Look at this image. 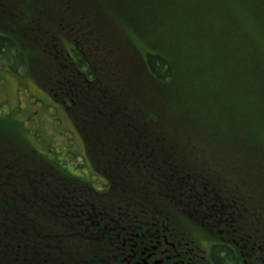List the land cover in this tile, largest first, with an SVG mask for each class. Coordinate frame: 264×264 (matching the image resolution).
Returning a JSON list of instances; mask_svg holds the SVG:
<instances>
[{"label": "trees", "instance_id": "16d2710c", "mask_svg": "<svg viewBox=\"0 0 264 264\" xmlns=\"http://www.w3.org/2000/svg\"><path fill=\"white\" fill-rule=\"evenodd\" d=\"M0 60L70 103L110 194L0 116V264L110 255L127 210L187 231L214 192L264 216V0H0Z\"/></svg>", "mask_w": 264, "mask_h": 264}, {"label": "flooded vegetation", "instance_id": "af4514ba", "mask_svg": "<svg viewBox=\"0 0 264 264\" xmlns=\"http://www.w3.org/2000/svg\"><path fill=\"white\" fill-rule=\"evenodd\" d=\"M64 104V103H63ZM108 180L100 190L109 197ZM220 189L215 184L212 191ZM223 190V189H222ZM209 218L190 215L186 231L175 218H163L156 209L133 213L125 211L122 223L106 230L111 236L101 241L110 247L104 257H50L47 264H264V216L261 218L252 198L236 202L231 193H209ZM147 204L152 205L151 202ZM114 212V211H113ZM112 222L116 216L112 215ZM105 230V231H106ZM105 233V232H104ZM83 242H18L16 245L72 246ZM107 253V251H104Z\"/></svg>", "mask_w": 264, "mask_h": 264}, {"label": "rangeland", "instance_id": "374dc122", "mask_svg": "<svg viewBox=\"0 0 264 264\" xmlns=\"http://www.w3.org/2000/svg\"><path fill=\"white\" fill-rule=\"evenodd\" d=\"M55 99L23 68L0 60V116L9 121L13 132L18 131L14 122L23 124L29 131L26 139L40 155L100 190L104 178L91 167L81 134Z\"/></svg>", "mask_w": 264, "mask_h": 264}]
</instances>
